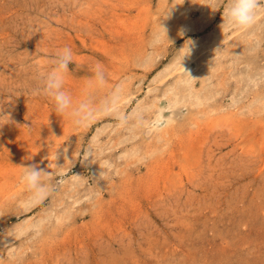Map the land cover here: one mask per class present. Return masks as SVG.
Listing matches in <instances>:
<instances>
[{"label":"rangeland","instance_id":"374dc122","mask_svg":"<svg viewBox=\"0 0 264 264\" xmlns=\"http://www.w3.org/2000/svg\"><path fill=\"white\" fill-rule=\"evenodd\" d=\"M189 5L0 0V110L12 121L0 119V264H264V20L258 49L239 30L191 70L185 42L209 38L224 9L195 0L192 17L180 13ZM182 14L202 20L197 33L180 35ZM161 19L173 42L154 47ZM65 46L74 104L96 61L106 72L80 126L32 95ZM195 93L202 103L188 105ZM28 164L51 173L39 199L21 179Z\"/></svg>","mask_w":264,"mask_h":264},{"label":"clouds","instance_id":"9594fccd","mask_svg":"<svg viewBox=\"0 0 264 264\" xmlns=\"http://www.w3.org/2000/svg\"><path fill=\"white\" fill-rule=\"evenodd\" d=\"M211 2L217 9L220 7L224 9L220 28L247 30L255 24L257 16L261 11H264V0H227L226 3L225 0H211ZM164 19L158 21L156 31L152 34L151 45L154 47L159 46L161 43L171 45L173 42L168 36L169 29L162 22ZM180 35H183V30H181ZM193 43L191 40L185 42L188 53ZM26 54L27 58H31L32 55H29L27 52ZM73 58L74 53L70 47L65 46L57 50L56 55L50 61L53 65L52 69L40 77L38 86L32 90V95L43 94L50 97L57 114L67 115L76 126H80L92 117L95 110L91 97L87 95V88L104 87L107 84V79L104 66L101 62L96 61L93 67V75L86 78L88 83L85 89V98L74 104L72 95L65 91L64 88L65 77L69 73V64L74 62ZM181 69L184 72L182 67ZM4 118H6L5 124L12 123L9 116L4 115V110H0V119ZM25 127L29 126L25 125ZM64 152H67V149H64ZM53 156L56 161L58 158L56 151L53 153ZM89 157H92V149L83 148V160H87ZM19 167L23 170L21 179L27 188L34 193V197L39 199L44 196L49 187L45 183V179L51 173L36 164Z\"/></svg>","mask_w":264,"mask_h":264},{"label":"bare ground","instance_id":"6f19581e","mask_svg":"<svg viewBox=\"0 0 264 264\" xmlns=\"http://www.w3.org/2000/svg\"><path fill=\"white\" fill-rule=\"evenodd\" d=\"M178 1H183V0H178ZM201 1H205V0H201ZM189 2L191 3V5H189L185 10H183V12H180V13H184L185 12V14H187V13H189L190 11H191V8H192V6H193V4H194V2H195V0H189ZM207 4H208V2H205V4L203 5V8L205 9V10H208V6H207ZM183 8H185V7H183ZM178 10H180V9H178ZM207 12V11H206ZM205 12V15H204V18H206L208 15H207V13ZM262 13H263V11H261V13L257 16V19H256V22H255V24L252 26V27H250L249 29H247V30H242V29H236L235 31H233V32H231L230 34L231 35H228V36H224V32L226 31V30H230V28H220V26H219V28L218 29H216V31H214L211 35H210V37L209 38H207L206 40H204L202 43H200L199 44V46L197 47V48H194L195 46L194 45H192V46H190V52L188 53L187 52V47H185L183 50H182V54H183V56H185L184 57V59H186V61L184 62V64H183V66L182 67H188L189 69H191V70H193L192 69V67H191V63H193L194 61H195V58L196 57H198L199 56V61H200V58H201V60L202 61H200V62H198L197 64L199 65V68H201V69H204V65L206 64V58L207 57H205L207 54L209 55L210 53H212L213 54V58H215L216 56H217V51H218V45H220V44H222V43H225V40H228V39H231V38H233L232 37V35H233V33L235 34V33H237L236 31H239V30H242V36L243 37H246L247 39H249V41H250V45H251V47L253 48V49H258L259 48V44H261L259 41H261V39L263 38V34L261 35H255L254 34V32L257 30V29H259L260 28V26L262 25V23L264 22L263 20V18H264V15H262ZM189 15V14H188ZM192 11H191V14H190V16L192 17ZM183 16V17H182ZM182 16H180L181 18H182V21H183V24H184V26H181V24H179V26L180 27H182V28H180V30H183V32L184 33H188V34H193V33H197L198 31H199V29H200V27L203 25V22H202V20H200V21H198V22H192V19H187L186 17H188V16H186V17H184V15L182 14ZM201 19H203V18H201ZM180 20V19H179ZM181 21V20H180ZM181 21V22H182ZM263 21V22H262ZM264 24V23H263ZM258 31V30H257ZM233 40V39H232ZM248 41V40H247ZM255 46V47H254ZM228 47V46H227ZM234 48V47H233ZM230 49H232V48H230ZM244 49V48H243ZM235 50V49H234ZM233 50V51H234ZM242 50V49H241ZM226 52H227V50H226ZM235 52V51H234ZM241 52H243V51H241ZM255 52H257L256 50H255ZM246 53H244L243 54V56L245 55ZM202 55V56H201ZM211 55V54H210ZM215 55V56H214ZM241 55V54H240ZM247 55H249V54H247ZM222 56V55H221ZM221 56H220V58H221ZM224 56H229V54H225ZM243 56H241L242 58H243ZM220 58H218V59H216V60H219ZM214 59V60H215ZM241 59V58H240ZM213 60V61H214ZM238 61V60H237ZM183 62V61H182ZM217 62V61H216ZM218 63H220V62H218ZM220 64H222V63H220ZM206 65H209V64H206ZM194 66H195V64H194ZM244 66H245V64H244ZM196 67V66H195ZM216 68V67H215ZM218 68H220V67H218ZM179 69V68H178ZM207 69H209V67L207 68ZM255 69H257V68H255ZM260 69V68H259ZM182 70V69H181ZM226 70V69H225ZM171 71H172V69H171ZM209 71V70H208ZM217 71V70H216ZM227 71V70H226ZM182 72V71H181ZM210 72V71H209ZM185 73V72H184ZM217 73V72H216ZM165 74V73H164ZM206 75H208L209 73H205ZM224 74V73H223ZM190 75V74H189ZM206 75H205V77H206ZM224 75H226V74H224ZM213 76V75H212ZM218 77H219V75H218ZM225 78L227 77V76H224ZM207 78V77H206ZM221 78V77H220ZM219 78V79H220ZM224 78V79H225ZM223 79V78H222ZM223 79V80H224ZM221 80V79H220ZM206 81V80H205ZM209 81V80H208ZM181 82V81H180ZM218 82H221V81H218ZM217 82V83H218ZM226 82V81H225ZM224 82V83H225ZM187 84L188 83H190V82H186ZM183 84V83H182ZM181 84V85H182ZM193 84V83H192ZM175 85H176V83H175ZM174 85V86H175ZM191 85V84H190ZM222 84H220V86H221ZM195 87V86H194ZM217 87H218V85H217ZM183 88V87H182ZM168 90V89H167ZM180 90V89H179ZM189 90H191L190 88H189V86L187 87V91H189ZM174 91V90H173ZM192 91H190L189 93H187L188 95H187V97H190V95H192L193 93H191ZM200 92V91H199ZM171 93H172V91H171ZM180 93H181V90H180ZM167 94H169L168 92H167ZM177 93H172V95L171 96H173V99H169L168 100V102H169V104H168V107H167V110H169V111H172L173 112V110L177 107V104L178 103H180L179 102V100H176V96L178 95H176ZM185 94H186V91H185ZM180 95V94H179ZM178 95V96H179ZM195 96H194V98H193V103H189L188 105H190V104H192V105H197V106H199V104L200 103H202L201 101H200V99H199V96L197 95V93H195L194 94ZM215 95V94H214ZM166 95L164 94V97H165ZM170 96V97H171ZM166 97H168V96H166ZM170 97H168V98H170ZM210 97V96H209ZM178 98V97H177ZM183 98V97H182ZM164 99V98H163ZM178 99H180V98H178ZM214 99V98H213ZM185 100V99H184ZM187 100V99H186ZM185 100V101H186ZM190 100V99H189ZM202 100H203V98H202ZM191 101V102H192ZM166 102V101H165ZM162 103V102H161ZM163 104V103H162ZM164 105V104H163ZM162 105V106H163ZM202 106V105H201ZM148 107V106H147ZM160 107V106H159ZM181 107V106H180ZM148 108H150V106L148 107ZM152 108V107H151ZM156 108V107H155ZM165 108V107H164ZM140 110H141V108H140ZM151 110V109H150ZM142 111V110H141ZM149 111V110H148ZM161 111V110H160ZM153 112V111H152ZM207 112V111H206ZM139 113V112H138ZM147 113H149V112H147ZM150 114H152V113H150ZM160 114V113H159ZM140 115V114H139ZM142 115V114H141ZM163 116H164V114H163ZM168 116V115H167ZM142 117V116H141ZM162 118V117H161ZM160 119V118H159ZM159 119H157V120H159ZM166 119H168V118H166ZM163 120V119H162ZM163 123V122H162ZM161 123V124H162ZM163 124H166V121H165V123H163ZM220 125V124H219ZM197 152V151H196ZM206 168V167H205ZM225 181V180H224ZM194 187V186H193ZM156 208V207H155Z\"/></svg>","mask_w":264,"mask_h":264}]
</instances>
